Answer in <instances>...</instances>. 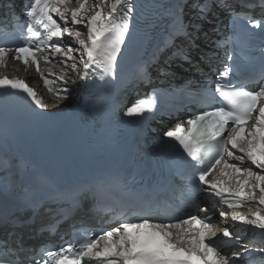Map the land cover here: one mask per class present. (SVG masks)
Here are the masks:
<instances>
[{
    "label": "snow or ice",
    "instance_id": "6c2138e0",
    "mask_svg": "<svg viewBox=\"0 0 264 264\" xmlns=\"http://www.w3.org/2000/svg\"><path fill=\"white\" fill-rule=\"evenodd\" d=\"M212 3L213 0H198L194 5L200 11V19H207ZM215 3L240 18L228 0H215ZM259 6L264 8V0H260ZM135 10L136 0H92L91 3L89 0H27L23 10L25 19L15 31L20 46L9 47L6 40L0 41V89L26 94L36 108L49 107L24 78L10 77L3 71L9 59L22 63L25 71L34 68L56 101L67 99L68 86L78 81L115 78L119 59L131 38ZM248 23L253 28L264 29V17L259 20L248 17ZM172 25L170 38L180 34L194 44L195 34L188 32L189 25L184 22L182 12L173 14ZM195 27L199 30L200 26ZM82 29H86V38ZM73 44L77 45L75 49ZM174 55L190 62L182 48ZM153 59H158V55L154 54ZM233 59L227 56L228 61ZM41 62L53 65L57 71L52 68L46 71ZM235 71L232 64H225L215 78V92L204 98L214 101L218 94L220 106L206 104L209 110H200L186 122H177L164 135L178 142L197 165L195 174L188 180L192 189L207 191L223 205L219 209L221 223L227 225L230 219L264 232L261 214L264 211V83H259L255 90H248L244 84L235 85L231 79ZM147 75L142 70V77ZM259 79L264 80V63ZM55 81L63 87H53ZM155 105L156 97L149 96L128 107L126 114L142 115ZM250 204L261 207L254 211L249 208V214L240 211ZM195 207L197 214L162 223L155 222L161 217L147 214L150 207L140 202L136 211L145 214L138 217L139 223H117L98 235H83L54 250H46L40 260L21 258V264H240L252 255L254 249L241 243V234L230 231L228 226L212 225L215 205L211 211L209 207ZM0 224L15 227L19 221L5 214ZM185 225L188 227L182 230ZM217 233L235 242L230 256L216 246ZM158 239L167 247H162ZM15 259L2 257L0 264H12Z\"/></svg>",
    "mask_w": 264,
    "mask_h": 264
},
{
    "label": "water",
    "instance_id": "95a60500",
    "mask_svg": "<svg viewBox=\"0 0 264 264\" xmlns=\"http://www.w3.org/2000/svg\"><path fill=\"white\" fill-rule=\"evenodd\" d=\"M27 208H28V213H27V217H26V219L28 220V219H30L31 218V216H33L34 214H35V208L34 207H32V206H27ZM1 225H3V224H0V226ZM4 227H5V229H7V230H9V231H12L13 229H11V228H9V227H6L5 225H3ZM19 230H21V228H19V229H17V231H19Z\"/></svg>",
    "mask_w": 264,
    "mask_h": 264
},
{
    "label": "trees",
    "instance_id": "16d2710c",
    "mask_svg": "<svg viewBox=\"0 0 264 264\" xmlns=\"http://www.w3.org/2000/svg\"><path fill=\"white\" fill-rule=\"evenodd\" d=\"M26 214H27V210L26 209H21L20 211H19V214L17 215V217H16V219L19 221V223H21V222H24L25 221V216H26ZM23 218H24V220H23Z\"/></svg>",
    "mask_w": 264,
    "mask_h": 264
},
{
    "label": "bare ground",
    "instance_id": "6f19581e",
    "mask_svg": "<svg viewBox=\"0 0 264 264\" xmlns=\"http://www.w3.org/2000/svg\"><path fill=\"white\" fill-rule=\"evenodd\" d=\"M85 38H86V34H85ZM76 47H77V45L75 46V48ZM77 61H79V57L78 56H77ZM10 65H13V64L11 63ZM70 87H73V85H70ZM54 103H55V106H58V105L64 104L65 102L62 100V101H57V102H54ZM51 107H54V105H51ZM23 220H24V218H23Z\"/></svg>",
    "mask_w": 264,
    "mask_h": 264
}]
</instances>
